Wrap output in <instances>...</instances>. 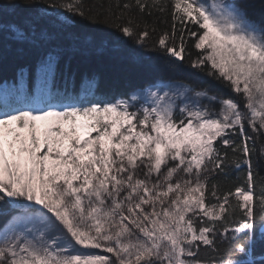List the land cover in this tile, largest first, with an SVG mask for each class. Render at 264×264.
I'll list each match as a JSON object with an SVG mask.
<instances>
[{
  "label": "snow or ice",
  "instance_id": "1",
  "mask_svg": "<svg viewBox=\"0 0 264 264\" xmlns=\"http://www.w3.org/2000/svg\"><path fill=\"white\" fill-rule=\"evenodd\" d=\"M45 3L10 0L38 7L28 30L10 25L16 40L49 43L50 23L103 50L106 39L76 30L110 28L175 70L193 39L201 55L187 66L234 95L160 79L111 99L95 77L76 90L62 50L48 49L37 93L0 98V264H264L253 258L264 242V21L236 0ZM169 8L171 31L150 43L148 18L167 23Z\"/></svg>",
  "mask_w": 264,
  "mask_h": 264
},
{
  "label": "trees",
  "instance_id": "2",
  "mask_svg": "<svg viewBox=\"0 0 264 264\" xmlns=\"http://www.w3.org/2000/svg\"><path fill=\"white\" fill-rule=\"evenodd\" d=\"M9 2L10 0H0V5H3L0 9V84L20 78L16 85H26L29 90L32 89L37 93L41 87L38 71L39 61L48 49L58 48L62 50L61 73L64 72L66 66L69 76L75 73L76 90H79L85 77H95L98 81V93L116 99L121 96H129L157 80L174 79L185 80L198 87L212 85L213 91L218 94L222 93L226 97L234 95L220 83L187 66L201 55L200 50H196L192 46L193 39L188 40L184 61L180 62L175 70H169L166 67V64H174L175 61H168L157 52L138 49L130 42H126V38H122L119 32L110 28L101 30L95 26H88L76 30L80 35L94 36L97 42L101 38L106 39L108 45L103 50L88 47L83 44L82 40H73L70 30L52 27L50 23L44 25L53 34V39L49 43L20 42L14 38L10 25H17L23 30H28L37 20L38 7L13 8L9 6ZM11 2L20 4L22 0H11ZM87 2L91 3V0H87ZM236 2L246 7L252 19L264 21V0H236ZM47 6L45 0H39L40 9ZM74 19L79 20V18ZM148 19L150 24L155 22L157 27V32L152 34L150 43L155 42L161 31H171V8H169L167 23H161L163 17H160L159 13H155ZM84 23L86 24V22ZM189 27L194 30L197 26L189 25ZM133 56H139V61H134ZM21 71H23V78ZM18 86H13V88ZM56 86L60 89L66 86L63 75L57 77ZM67 86L71 87V83L69 82ZM213 106L218 107L217 104H213ZM259 171L260 175L264 176V167H261ZM238 175V172L233 171L227 181L222 180L221 182L225 184V187L232 186V182ZM3 226L4 218H0V228ZM224 246L227 247V245ZM262 255H264V242L257 240L253 249V258L258 260Z\"/></svg>",
  "mask_w": 264,
  "mask_h": 264
},
{
  "label": "rangeland",
  "instance_id": "3",
  "mask_svg": "<svg viewBox=\"0 0 264 264\" xmlns=\"http://www.w3.org/2000/svg\"><path fill=\"white\" fill-rule=\"evenodd\" d=\"M217 105H218V104H217ZM210 107L216 109L217 111L219 110V105H218V107H217V106L214 107L213 105H211ZM93 135H94V134H93Z\"/></svg>",
  "mask_w": 264,
  "mask_h": 264
}]
</instances>
